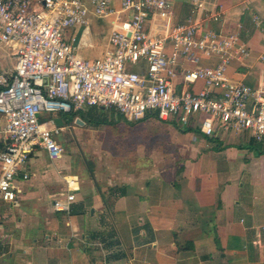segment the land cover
I'll return each instance as SVG.
<instances>
[{
    "label": "crops",
    "instance_id": "1",
    "mask_svg": "<svg viewBox=\"0 0 264 264\" xmlns=\"http://www.w3.org/2000/svg\"><path fill=\"white\" fill-rule=\"evenodd\" d=\"M171 1L180 23L199 2L206 10L195 15L198 20L223 4V21L203 25L224 33L240 31L251 55L233 59L227 74L235 82L264 89V0ZM112 2L119 6L121 0ZM253 14L261 17V29ZM93 19L87 27L70 29L68 37L75 36L87 54L100 56L111 19H103L109 25L107 36L105 26ZM216 61L203 59L187 67ZM14 64L1 46L0 71L11 72ZM202 87L198 82L190 88ZM6 124L0 113V146ZM195 130L200 134L179 130L178 170L165 157L154 168L113 167L109 177L96 181L74 175L70 157L53 161L36 146L16 178L18 205L0 198V264H264V140L258 142L248 132L218 131V142L212 144ZM170 164L173 178L164 169ZM70 176H77L80 186L72 206L79 214L74 215L54 207Z\"/></svg>",
    "mask_w": 264,
    "mask_h": 264
},
{
    "label": "built area",
    "instance_id": "2",
    "mask_svg": "<svg viewBox=\"0 0 264 264\" xmlns=\"http://www.w3.org/2000/svg\"><path fill=\"white\" fill-rule=\"evenodd\" d=\"M206 10L199 2L184 23L176 21L171 0H0V47L15 58L11 72L0 71V113L6 117L0 146V198L18 205L16 178L39 146L53 161L65 155L56 137L64 128L43 113L111 110L128 121L154 117L178 127L200 130L215 138L218 131L248 132L264 140V89L235 82L227 72L236 57L248 58L241 33L205 28L222 22L225 6ZM111 19L100 56L68 37L72 28L87 27L90 18ZM258 28L262 19L253 14ZM203 59L215 63L201 64ZM264 64V54L260 56ZM129 65L138 66L131 70ZM203 83L199 90L192 85ZM29 175L26 174L25 178ZM54 200L69 213L80 190L77 176Z\"/></svg>",
    "mask_w": 264,
    "mask_h": 264
},
{
    "label": "rangeland",
    "instance_id": "3",
    "mask_svg": "<svg viewBox=\"0 0 264 264\" xmlns=\"http://www.w3.org/2000/svg\"><path fill=\"white\" fill-rule=\"evenodd\" d=\"M96 20L105 26L104 35L107 36L109 25L105 24L106 21L103 19L96 18ZM94 40L98 41V37L95 36ZM92 53L87 56H91ZM129 68L138 70L139 67L129 65ZM86 111L93 113L86 115V124L81 125L74 121L56 137V141L65 149V157H70L72 173L80 180L83 178L103 180L109 177L108 171L113 167L121 168L122 165L125 167L137 165L142 169L154 168L155 163L160 159L164 160L165 157L169 158L171 163H176L177 170L182 164L180 160L182 155L177 159L179 155L177 138L180 136V131L175 124H166L153 119L128 121L111 110L86 108ZM58 115L63 117L64 114L43 113L39 119L42 123ZM164 169L169 172L168 177H174V166ZM179 174H181L180 170L177 175ZM82 194L87 193L82 191ZM74 209L79 214L76 206Z\"/></svg>",
    "mask_w": 264,
    "mask_h": 264
},
{
    "label": "trees",
    "instance_id": "4",
    "mask_svg": "<svg viewBox=\"0 0 264 264\" xmlns=\"http://www.w3.org/2000/svg\"><path fill=\"white\" fill-rule=\"evenodd\" d=\"M99 109V108H97ZM103 110V109H100ZM93 115V113L91 111H78V112H70V113H65L63 115V119L66 122V125H71L74 121H76L77 118H80L81 120L85 121L86 115ZM148 118H154V117H148ZM161 121V120H160ZM86 122V121H85ZM100 124V123H99ZM177 126V125H176ZM178 127V126H177ZM179 130L182 133H189V132H199L197 130H195L194 128L191 127H185V128H181L179 127ZM200 133V132H199ZM208 140L213 143V142H218L217 140H215L214 138H208ZM77 210H75L74 208H72V210L69 212V214L74 215L77 214L76 213Z\"/></svg>",
    "mask_w": 264,
    "mask_h": 264
},
{
    "label": "water",
    "instance_id": "5",
    "mask_svg": "<svg viewBox=\"0 0 264 264\" xmlns=\"http://www.w3.org/2000/svg\"><path fill=\"white\" fill-rule=\"evenodd\" d=\"M54 122H55V124H56L58 127H61V128H65V127H66L65 121H64L62 118H55V119H54ZM76 123H77V124L84 125V122H83L81 119H77V120H76Z\"/></svg>",
    "mask_w": 264,
    "mask_h": 264
}]
</instances>
